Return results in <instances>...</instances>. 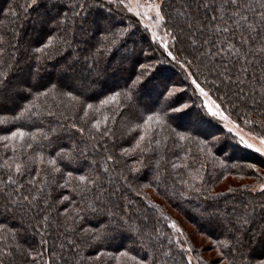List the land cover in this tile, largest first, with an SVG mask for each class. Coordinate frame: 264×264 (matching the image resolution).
I'll use <instances>...</instances> for the list:
<instances>
[{"label": "trees", "instance_id": "1", "mask_svg": "<svg viewBox=\"0 0 264 264\" xmlns=\"http://www.w3.org/2000/svg\"><path fill=\"white\" fill-rule=\"evenodd\" d=\"M262 3L237 0V8L229 0H162L161 26L171 36L173 60L137 17L111 2L40 0L27 7L30 0H0V71L8 73L0 85L2 264H207L196 251L189 257L188 235L171 227L172 216L145 187L185 216L197 213L200 232L227 264H248L253 250L264 251V192L210 189L228 176L264 181V157L212 119L176 62L190 65L194 59L190 66L200 86L234 121L264 137ZM49 36L53 46L35 51ZM70 51L76 55L57 68ZM128 52L133 55L126 58ZM77 70L89 71V78ZM173 71L185 89L169 96L175 88L168 81L154 98H144L146 91H157L158 73ZM137 76L141 80L133 83ZM70 81L72 89L65 87ZM53 84L56 90L48 91ZM68 90L79 99L63 95ZM180 98L188 107L175 112ZM149 116L153 120L145 123ZM187 117L198 132L183 127ZM17 129L23 140L3 139ZM206 129L221 136L211 141L199 133ZM231 154L240 159H227ZM53 159L55 166L48 163ZM82 175L92 183H82ZM135 184L144 188L134 193ZM250 229L257 231L255 241Z\"/></svg>", "mask_w": 264, "mask_h": 264}, {"label": "rangeland", "instance_id": "2", "mask_svg": "<svg viewBox=\"0 0 264 264\" xmlns=\"http://www.w3.org/2000/svg\"><path fill=\"white\" fill-rule=\"evenodd\" d=\"M104 1L110 2V0H104ZM161 2H162V0H124L123 3H120V0H111L112 6L115 7L116 9H120L124 12L130 13L133 16L137 17L141 21V23L148 28V30L151 33L152 38H153L152 34L155 33L157 38L154 40L156 42H158V44L161 46V48L164 50V52L169 55V52L172 53L171 36L168 32L164 31V29L162 28V26H161L162 20H157V18L155 16V11L148 9L149 4H159L160 5ZM129 8H132L133 11H129L128 10ZM146 11H147V15H145ZM137 12H139L140 15H137ZM175 12H177V10ZM109 19L110 18L104 16L105 21L110 22L112 25H114L115 28H120V24L118 22H114V20H111V19L109 20ZM83 24H85V23L83 22ZM184 26L186 27V29L189 30V27L187 28V26H188L187 23L184 24ZM186 36L188 39L193 40V39H191V37H189V33ZM165 45H166V47H165ZM120 53H123V51L120 50ZM74 55H76V51H70L66 56H63L62 58H60V60H58L56 62L57 68L60 69L62 67H65V65H63V64L66 61H68L70 57H73ZM132 55H133V53L128 52L127 54H125V57L126 58L131 57ZM171 58H173V56H171ZM191 58H194V57L191 56ZM117 59H121V58H119L118 55H116L114 60H117ZM173 60H176V59H173ZM193 60L194 59H191L190 61L193 63ZM152 61L153 60H151V59L148 60V62H152ZM157 62H159V61L157 60ZM176 62L178 63V65L182 69V71L185 72V75L189 79V81H193V80L197 81V78L195 77L193 70L191 69V66H190L192 64L191 62H190V65L188 63H181V62H180L181 63L180 64L179 61H176ZM82 71L80 72L77 70L76 74L78 75L80 73L81 76L82 75L85 77L89 76V71L88 72H86L84 70H82ZM155 77H156L155 81H153V82L156 83V84L154 83V85H155V88H157V91H155L156 89L155 90L152 89V91H146L144 94L145 99H148V97H149V99H150V97L154 98L155 93L160 92L162 85L168 81H172L173 88L177 89L178 91H180L181 89H185L183 84L179 83L180 81L183 80V78L179 77L177 75V71H173L170 73L160 72ZM17 79L22 80L21 75ZM196 90L199 93V90L197 88H196ZM141 91L143 93V90H141ZM161 95L162 94L158 95V97L155 99L156 103L153 102L154 104H158L161 102L160 101ZM199 95H200V93H199ZM200 97L202 99V103L204 105L205 110L207 111V113L209 115H211L213 120L217 121V123L219 124L220 127H223L225 130L233 133L239 139V141L241 142V144L243 146L259 153L262 157H264V151L258 152L256 150L257 148L262 147L260 144V137H262V136H260L257 133L252 132L246 124H239L236 121H234L226 113V111L221 107V105L218 104L214 100V98L208 93L207 99L209 101H214L215 104L219 106V109H218L219 112L222 113L223 117H227V119H223L219 115L213 116L208 111V108L206 106V98L202 95H200ZM184 99L185 98H180V101H179L180 103H178V104L179 105L187 104V101H185ZM178 108H181V107H178ZM244 112H245L246 116L251 114V112L248 110L247 111L245 110ZM183 121H185L184 126H183L184 128H188V129L192 128L193 130H197L196 129V123L197 122L194 123V121H192V119H190L188 117L183 118ZM197 132H198V130H197ZM199 133H201L203 136L205 135L207 138H210L211 141L214 140L215 137L218 138L219 136H221L218 134V131H215V130L214 131L207 130L205 133L204 132H199ZM241 137H243V140L247 141L248 144L254 145V147H251V148L248 147L247 144H245L241 141ZM226 158L227 159H229V158L240 159L239 157H235V155H232V154ZM261 184H264V181H261V182L258 181L257 182L256 179L252 176L251 177L250 176H228L227 178L216 183L210 189L211 190H224V191L229 190L230 191V190H237V189H241V188H249L251 191H255V190H260L259 186ZM139 188L142 189L144 187H142V185H138V184H135L132 186V190L134 193H137L138 192L137 190H139ZM144 191H145V193H146V191H148L150 196L153 199H155V201L159 202L160 205H162L161 209L163 212H167L170 216H172L170 218V224H172V222H175L176 226H177L174 229L179 234H181L182 236H184V234L188 235L190 241L193 243V244H190V242H188V238H187L186 239V245H184L188 249L187 254L189 255V257H192V256L195 257V255H193V254H195L194 252L196 251V254L204 257V259L207 261V264H227V261H224L220 257V253L218 251H216V248L213 246V242L208 237V235L200 232L197 225L200 224V222L203 220H201L200 218L197 219V217H198V216H196V215H198L197 213H195L196 214L195 215L193 213H190V211H189L188 212L189 214L187 216H185L184 214L177 211L173 207V205L168 203L164 198H160V197L156 196V193H154L153 189H151L149 187H147V188L145 187ZM216 217L219 218V216H216ZM194 218H195L196 222L192 220ZM212 218H214V217H212ZM237 220H240V217H238ZM223 224H225V222ZM248 234L250 237L253 238V234L257 235V231L254 229H250V230H248ZM189 249H191V251H189Z\"/></svg>", "mask_w": 264, "mask_h": 264}, {"label": "snow or ice", "instance_id": "3", "mask_svg": "<svg viewBox=\"0 0 264 264\" xmlns=\"http://www.w3.org/2000/svg\"><path fill=\"white\" fill-rule=\"evenodd\" d=\"M110 2H111V0H110ZM123 2H124V0H120V3H123ZM39 3H40V0H30V4H28L27 7L38 6ZM229 3H231L234 6H236L237 8L239 7V5L237 4V0H229ZM204 6L207 7L208 5H204ZM79 7H80V9H84L85 8V5L83 3H81L79 5ZM100 7H103V5L101 4ZM261 7L264 8V3L261 4ZM148 9L155 11V16H156L157 20H163L164 19V16L161 13V6L159 4H149L148 5ZM128 10L129 11H133L132 8H129ZM10 12H11L12 15H17V13H15L14 11H11L10 10ZM233 14L234 15H239L240 13L234 12ZM64 15L66 16L67 14L65 13ZM75 15H79V13H75ZM137 15H140V13L137 12ZM145 15H147V11L145 12ZM241 18L244 19V20H247V17H243L242 16ZM213 19H215V17H213ZM261 23L264 24V13L261 14ZM225 31H227V29H225ZM152 35H153V39H156L157 38L155 33H153ZM105 39H107V37H105ZM193 43L195 44L196 42L193 41ZM205 43H207V41H205ZM53 44H54V39H53V37L49 36L47 38L46 43H44L41 47L36 48L35 51L40 52V53H43L45 51V49H47L49 47H52ZM165 47H166V45H165ZM2 51H3V49H0V52H2ZM208 54H210V50H209V53ZM169 55L172 56V53L169 52ZM38 59H39V57H38ZM173 59H175L174 56H173ZM71 67L72 66L69 65L68 66V69L70 70ZM141 68H145L146 69L147 68V65H141ZM65 74H67V71L65 72ZM222 75H223V73H222ZM7 78H8V73L7 72H4V71H0V85H4L5 82L7 81ZM227 79L230 80L231 78L230 77H227ZM140 80H141V76H137L136 77V80L133 83H138ZM192 83L196 85V88L199 90L200 95H202V96H204L206 98V106L208 108V111L213 116H218L219 115L223 119H227V117H223L222 116V113L219 112V110H218L219 109V106L216 105L214 101H209L207 99L208 98V93L204 90V88L201 87L200 84L197 83L196 80H193ZM56 87L57 86L55 84H53L48 89V91H55L56 90ZM65 87H67L69 89H72L74 87V81H70L67 85H65ZM175 91H178V90L177 89L171 90V91H169L168 95L169 96H172ZM47 94H48V92L45 91V92L37 93V96L47 95ZM63 95H66V96L70 97L73 100H78L79 99V97L73 95V91L72 90H68V91L64 92ZM118 95H119V93H116L113 96H109L106 100L102 101L101 103L107 104L110 101L114 100L116 98V96H118ZM30 107H31V105H29V107H26L23 110V112H21V115H23L24 112L29 111V108ZM87 107L88 108H92V105L91 104H88ZM187 107H188V105L187 104H184V105L181 106V108H176V109H173V110L174 111H181L183 108H187ZM51 114L52 113H49V115H51ZM85 115H87L86 112H85ZM153 118H154L153 116H149L147 118V121L145 123H147L148 121L153 120ZM155 118L157 120H159V117L158 116H156ZM72 126L74 128L76 127L75 124H73ZM93 126L95 128H97V129H99L100 122L97 121ZM52 131H55V129H53ZM79 131L82 132L83 129H79ZM24 137H25V133L22 130L17 129L16 131L11 132V135L10 136H5V137H3V139H5V140H8V139L15 140L16 138H19V139L23 140ZM33 138H35V137H33ZM183 138L184 137L181 136V139H183ZM140 139L143 140L144 137L141 136ZM241 141L243 143L247 144V146L250 147V148L251 147H254V145L248 144L247 141L243 140V137H241ZM260 144H261L262 147L256 149L258 152L264 151V137H260ZM29 147H31V145H29ZM107 159L111 160V159H113V157L108 156ZM48 163L51 164V165H53V166H55L57 162H56V160L53 159V160H49ZM253 167H254V165H253ZM15 168H16V172L19 173L21 171V165L20 164H16ZM53 171L58 172V171H60V169L59 168H56V167H53ZM68 175L71 176L72 173L69 172ZM79 180L82 183L85 182V181H88L89 183H92V181L89 179V177H86V176H83V175L79 177ZM259 187H260V190L262 192H264V184H261ZM25 199H27V197H25ZM64 199H67V197H64ZM93 210L95 211V209H93ZM44 219L47 220V217H45ZM248 222L249 221L247 219L243 220V223H245V224L248 223ZM2 227H3V225H0V228H2ZM171 227L176 228L177 227L176 226V223L175 222H172ZM259 234L261 236H264V231L260 232ZM96 238L99 239L100 237L97 236ZM255 239H256V234H253V240L255 241ZM260 244H261L262 248H264V240H261L260 241ZM189 251H191V249H189ZM37 255H40V253H37ZM120 255L121 256H124V257H127V256H129V252L128 251H123V252L120 253ZM131 259L134 260V261L137 260V258L135 256H132ZM33 260H35V257H33ZM0 264H2V261H0ZM137 264H146V261L143 260V259H141V260H138L137 261ZM189 264H191V261L190 260H189ZM248 264H264V251H261L259 253H256L255 250H253V252L251 254V258L248 260Z\"/></svg>", "mask_w": 264, "mask_h": 264}, {"label": "bare ground", "instance_id": "4", "mask_svg": "<svg viewBox=\"0 0 264 264\" xmlns=\"http://www.w3.org/2000/svg\"><path fill=\"white\" fill-rule=\"evenodd\" d=\"M216 124V123H215Z\"/></svg>", "mask_w": 264, "mask_h": 264}]
</instances>
